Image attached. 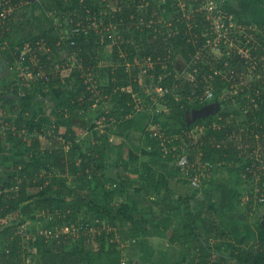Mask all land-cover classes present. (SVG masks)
<instances>
[{
    "label": "rangeland",
    "instance_id": "1",
    "mask_svg": "<svg viewBox=\"0 0 264 264\" xmlns=\"http://www.w3.org/2000/svg\"><path fill=\"white\" fill-rule=\"evenodd\" d=\"M36 1L39 0H25L22 2V8L33 15ZM205 1L206 3H203L201 8L207 10L209 17L214 19L212 28L207 34L208 41L205 45L207 52L202 56V50H199L194 56L196 60L203 57L206 60L204 64L215 66L217 60H221L232 48L239 46L231 34L234 35V38L238 37L240 44H250L248 47H240V51L246 56H249V48L252 47L253 42L260 38H262L260 40H264V34L260 37L263 30L258 27L259 24H264V0ZM157 2L162 3L160 0ZM187 2L188 0L180 1V6L184 10L188 7ZM195 2L196 0H194ZM146 6L147 4L140 7L141 13L144 12ZM239 7L240 11L244 13L243 15L246 18H251L254 22L251 27H241L237 23ZM24 10L16 13L15 24L17 25L11 30V36L5 40L0 34L1 211L2 199L3 202H6L9 192L13 190L12 187H6L5 182L13 173L22 171L25 163L30 161L31 155L36 154L37 150L33 146L36 137L41 138L44 149L47 146L45 134L30 129L29 123L34 119L41 122V125H45L43 130L48 131L49 134H58V132L61 135L65 134L66 147L77 143L81 152L85 153L91 150L95 143H99L105 148L98 161V163H102L104 171L110 175L112 173L114 176L120 175L123 178H127L129 174L130 179H128L133 183L125 189L120 186L119 189H122L120 193L116 191L117 184L106 177L92 183L91 181L94 180L92 173L88 176L89 180L85 182L83 173L78 179L69 175L66 180L67 187L81 189L84 193L92 191L101 203H110L112 211L106 214L103 219L108 228H110L112 216L118 215L117 209L122 202L128 203L135 218L141 219L143 224L137 236L131 235L136 229L133 228L132 223L124 219L123 215H121L122 217L119 215L115 224L119 230L113 228L119 231L118 233L123 236V242L126 241L128 244L125 246V251L129 264H190V260L195 255L194 247L191 246V242H185L183 231L180 230L189 213L184 205L176 212L173 208L162 211L163 192L160 193L151 185L160 183V181L164 189H168L178 196L187 198L191 196L190 205L193 210L203 212L201 219L197 221L198 226L203 227V221L217 223L221 235L206 234L207 245L214 253L224 254L233 264H242L243 260L238 256L241 252L257 251L264 245V179L261 188L259 185L261 172L245 170L242 172L243 181L237 183L238 175L232 174L229 170L228 160H220L219 155L212 152L209 161L212 163L218 161L217 165L220 168L217 172L214 168L211 177L201 178V186L196 190L189 186L191 182L187 177L186 170H183L179 163L180 157L186 155L198 162L204 160L202 156H206V151L202 152L197 147H193L191 143L195 144L196 138L193 137V142H190L189 138L194 134L206 135L208 128L211 127L219 129V126L208 122L209 120L224 116L228 121H232L236 116L238 121L243 122L244 109L251 108V104L257 108L261 106L259 98H263V95H260L259 90H256L257 95L255 96L250 85L264 78V70L263 72L259 70L257 74L255 68L251 66L247 72L236 77L239 78L237 83L232 85L228 83L222 88L220 94L213 93L210 99L202 100V96L184 97L186 88L177 85L174 79L167 80L166 72H163L162 77L158 78L160 84L155 85L156 80H148L147 76L148 66H153L154 63L139 58L134 63H127L126 69L128 72L137 71V77L133 80L139 81L136 91L134 85L128 83L113 88L112 93L107 94L105 87L111 82L108 66L117 68L119 65L113 59L112 45H105L104 51L101 52L105 55V59L100 60L97 70L82 71L84 67L80 54L77 52L71 54L60 50L51 52L48 58L49 67L45 70L42 68L44 72H37L35 67L38 60L32 59L34 56L30 49L37 38L35 35L27 37L29 27H18ZM109 10V7H104L105 13ZM139 20L142 25V16H139ZM46 22H37L36 27L41 24L42 29L49 28ZM54 24L61 34L70 36L67 28L69 24L66 25L67 20L64 21L61 15L55 18ZM101 26L100 23H96V30L100 31ZM112 31L115 36L116 29L113 28ZM4 41L6 43L2 45ZM26 41L29 42L26 43ZM11 43L19 46L18 48H21L24 53L26 52V59L23 62L11 64L12 62L7 58L6 50L2 48H8ZM191 63L181 53H177L173 63L170 64L173 66L170 71L175 72L176 79L185 78V80L193 82L194 74H188ZM170 65L165 64L164 69L169 70ZM46 71L48 74H44ZM49 74L52 75V78ZM81 78L91 84L95 96L93 100L83 99L84 94L72 97L73 94L70 92L68 95V90H74L75 94L76 90L81 88ZM151 78H155L154 75H151ZM118 79L117 76L113 78V80ZM162 79L165 81L164 86L161 82ZM124 80L126 81V79ZM159 87H162V90H159ZM245 87L248 88L246 94L239 97L238 93ZM121 92L124 93L123 101L116 97ZM132 92L134 93L135 106L130 109L128 107L131 102L128 98L129 93ZM234 95L238 97H234ZM167 97L172 98L171 105L174 100L181 101L182 109L186 114L185 121L192 127L173 131V126L168 119L172 107L169 103L166 104L165 98ZM64 98H66L67 104L59 106L60 100ZM168 105L170 107H167ZM9 117L13 118V123L7 120ZM131 117L134 118V123L129 127L128 122ZM16 120L22 122L25 128L17 129L14 124ZM188 129L191 130L188 131ZM146 135L152 142L151 144L145 140ZM199 140L203 144L204 140ZM240 147L248 148L249 145L242 141ZM77 160L81 165L82 158L79 157ZM261 160L264 162V159ZM210 168L208 166L206 169ZM261 169H264V163L261 164ZM54 175L57 178H65L58 176L55 171H48L45 167L42 168L39 177L48 182ZM239 177L241 178V174ZM149 188L150 190L147 192L146 190ZM110 190H114L112 194H109ZM74 208L73 210L77 209V207ZM60 209L62 210L55 206L45 210L36 208L31 217L24 222L26 224L24 226L20 224L23 229L27 228L29 232H24V235L21 236L23 243L26 244V240H30V238L36 239L35 231L32 230L34 224L41 230L40 233L47 229H55L54 234H58L59 230L53 226L54 222L49 223V220L55 213L67 215L70 212L66 207L63 211ZM65 210H67L66 213ZM18 212V208H13L8 216L11 221H16V224L22 221ZM10 225L12 223H7L5 226L9 227ZM164 226H166L167 234H161L159 231V229H164ZM3 228L0 217V230ZM172 230L177 231L180 235H178L177 242H173L171 236L168 235ZM13 238H8L6 243L4 241V250L5 245H10ZM77 242L79 241H75V243ZM75 243L72 244L76 245ZM0 245V254H2V238H0ZM188 248L192 254L186 253ZM38 254H29L24 261L25 264H39ZM0 264H2V260Z\"/></svg>",
    "mask_w": 264,
    "mask_h": 264
},
{
    "label": "trees",
    "instance_id": "2",
    "mask_svg": "<svg viewBox=\"0 0 264 264\" xmlns=\"http://www.w3.org/2000/svg\"><path fill=\"white\" fill-rule=\"evenodd\" d=\"M161 1L162 3L159 4L157 0H39L35 3L36 7H34L33 15L22 7H19V10L16 11L22 12L24 10L18 27H29L27 37L35 35V38H37L33 43L38 58V64L35 67L37 72H44L42 68L45 70L49 67L50 61L48 58L51 52H59L60 50L71 54L75 52L80 54L82 56L81 63L84 67L82 71L97 70L100 60L105 59V55L101 53L104 51L105 45H112L113 59L119 65L117 68L108 66L111 82L105 87L107 94H111L113 88L128 83L133 84L134 90L136 89L139 81L133 80L137 77V71L128 72L126 69L127 63H134L139 58L154 63L153 66H148L147 76L148 80H156L155 85L160 84L158 78L162 77L163 72H166L167 80L172 81L174 79L177 85L186 88L184 97L196 98L202 96V100L210 99L213 93L220 94L222 88L228 83L230 85L237 83L236 81L239 78L236 77L247 72L251 66L255 68V73L258 74L259 70L263 72L264 40H260L262 38L252 43V47L249 48L250 54L246 56L240 51V47H248L250 44H240L238 37L234 38V35L231 34L233 40L239 46H235L229 52L227 51L228 54L221 60H217L215 66L204 64L206 60L203 57L196 60L194 56L199 50H202V56L207 52L205 48L208 41L207 34L212 28L214 19L209 17L207 10L201 8L206 1L196 0L194 3V0H188L186 10L180 6L181 0ZM146 4L144 12L141 13L140 7ZM104 7H109V12L105 13ZM113 7L116 9L114 10ZM58 15H61L64 21L67 20L66 25L69 24L67 28L70 36L66 35V37L57 30L54 20ZM139 16H142V25H140ZM41 21H47L49 28L42 29L41 24L36 27L37 22ZM96 23L102 25L100 31L96 30ZM237 23L246 28L254 24L251 19L246 18L241 12H238ZM7 24V22L4 25L0 24V34H2V39L5 40L11 36V30L17 25L14 23L15 25L9 31L5 28ZM258 27L263 30L264 24H259ZM113 28L117 31L115 36L112 34ZM263 34L264 31L260 34V37ZM28 42L26 41V43ZM5 43L6 41L2 42V45ZM18 47L11 43L8 48H2L6 50L7 58L12 62L11 64L18 62L20 59L22 49ZM177 53H181L189 62H192L188 74H194L195 79L193 82L187 81L185 78L176 79L175 72L170 71L173 67L170 64L173 63ZM165 64L170 65L169 70L164 69ZM130 73L132 74L130 75ZM44 74H48L47 71ZM49 75L52 78V75ZM151 75H154L155 78H151ZM115 76L119 79L113 80ZM161 82L164 86L165 81L162 79ZM250 86H252L255 96L257 95L256 90H259L258 93L263 95V98H259L261 106L257 108L251 104V108L244 109L243 122L238 121L235 118L236 116L233 117L232 121H228L224 116L212 118L208 122L219 126V129L211 127L208 128L206 135H199L204 142L203 144L202 142L198 143V145L202 144L198 147L206 151V156H202L204 160L205 158L209 159L212 152H216L221 158L220 160H228L227 162L230 163L229 170L232 174L236 173L238 175L237 183L243 181L242 172L245 170L251 169L252 172H261L259 184L261 185L264 179V169L259 168V165L262 164L259 158L264 159V78L257 80ZM207 89L212 90L210 97L207 96ZM242 90L238 93L239 95H235L239 97L245 95L248 88L245 87L243 92ZM73 91L68 90V95L71 92L72 97L84 94L83 99L93 100L95 98L91 84L83 78H81V88H78L75 94ZM121 93L119 96L116 93L115 95L123 101L124 93L122 95ZM201 93L204 94L200 95ZM235 95L234 97H238ZM133 96V92L129 93L128 99L131 104L128 108L130 109L135 106ZM165 99L166 104L172 102L171 97ZM66 104V98L59 102V106H65ZM171 107L168 119L173 126V131L192 127L191 124L189 125L185 121L186 114L185 110L182 109L181 101L174 100ZM7 120L13 123L12 117ZM133 123L134 118L131 117L128 122L129 127L133 126ZM14 124L17 129L25 128L22 122L17 120L14 121ZM29 126L32 131L37 130L41 134H45L47 146L44 149L42 147L43 141L41 138L36 137L33 142V146L37 150L36 154L31 155L30 161L25 163L22 171L13 173L5 182L6 187H12L13 190L9 192L6 202H3L2 199L0 217L2 228L7 223H12V225L0 230L3 248L2 254H0V263L2 260V264H25L24 261L29 254L39 253L41 264H122V258L126 252L125 246H128V244L126 241L123 242V236L118 233L119 231L113 229L116 228L117 218L119 215H123L126 221L132 223L133 228L136 229L131 234L133 236H137L141 230L143 224L141 219L135 218V215L129 209V204L122 202L117 209L118 215L112 216V222L110 221L112 226L109 225L110 228H108L103 219L106 214L112 211L110 203H101L92 191L84 193L81 189L67 187L66 180L69 175H73L74 178L78 179L83 173L85 182L89 180L88 176L92 173L94 179L91 181L92 183L106 177L117 184L116 191L120 193L122 190L119 189L120 186L125 189L133 183L129 180V174L127 178H123L120 175L114 176L113 173L110 175L104 171L102 163H98V161L105 148L99 143H95L93 148L85 153L81 152V148L79 145L77 146V143H73L67 149L66 140L64 139L65 134L61 135L59 132L58 134H49L48 131L43 130L45 125H41V122L34 119L31 120ZM148 138L146 135L145 140L151 144L152 142ZM242 141H244V144L246 142L249 147H240ZM79 157L83 160L81 164L83 166L78 164L77 159ZM217 162H214L215 172L220 168ZM44 167L48 171H55L58 176H64L65 178H57L54 175L48 182L41 179L39 176ZM213 172L214 169L209 171L210 174H213ZM240 174L241 178L239 177ZM151 185L158 189L160 193L163 192L162 211L173 208L176 212L184 205L189 213L180 230L183 231L182 235L185 237V242H191V246L195 249V255L190 260V264H233L224 254L214 253L209 249L206 234L220 236V227L214 221H203V227L198 226L197 221L201 219L203 212L193 210L190 205L191 196L189 198L178 196L172 191L164 189L161 181ZM80 186H83V184H80ZM149 190L150 188L146 191L149 192ZM113 191L110 190L109 194H112ZM3 205L7 207L5 208ZM51 206L60 207L62 208L61 211L66 207L70 212L67 215L63 214L65 216L55 213L49 223L54 222L55 225L53 226L69 224L73 225L74 228L72 227L69 232L52 234L48 237L40 233L41 230L34 224L32 230L35 231L36 239H25L26 244H24L21 236L24 235V232L29 233L27 228H22L26 224L24 222L31 217L36 208L45 210ZM74 207H77V209L73 210ZM13 208L19 210L18 214L22 217L20 223L16 224V221H11L8 217ZM66 211L64 212L66 213ZM95 225H100L101 230L98 232L88 231L87 227ZM17 231L18 233H16ZM159 231L161 234H167L166 226H164V229H159ZM176 232L172 230L168 233L173 242H177L179 239V234ZM10 237H14L11 239L13 241L10 245H5L4 250V241L6 243ZM75 241L79 242L75 243ZM186 253L192 254V251L188 248ZM238 256L242 258V264H264V245L257 251H244Z\"/></svg>",
    "mask_w": 264,
    "mask_h": 264
},
{
    "label": "built area",
    "instance_id": "3",
    "mask_svg": "<svg viewBox=\"0 0 264 264\" xmlns=\"http://www.w3.org/2000/svg\"><path fill=\"white\" fill-rule=\"evenodd\" d=\"M22 2H23V0H20V1L19 0H0V7L2 8V11L0 12V18H2V22H3V20L7 19L9 16L14 17L16 15L17 11L19 10L18 8L21 7ZM10 20H11V18H10ZM263 31H264V29H263ZM263 31H262V33H263ZM30 49L32 50L31 53L34 56L32 59L38 60L37 55H36V51L34 50V47L32 46V48H30ZM25 53L22 51V54L20 56V59L18 60V63H21V62H23V60L26 59ZM159 90H162V88H159ZM206 93H207V96L210 97L212 95V90L207 89ZM193 137L196 138V139L194 138L196 140V142L200 143V140H199L200 136H198V134H194ZM69 148L70 147H67V149H69ZM200 151L203 152V148ZM259 159L261 160V158H259ZM205 160L198 162L195 159L189 157L188 155L182 156L179 159L180 166L183 168V170L184 169L186 170L187 177L189 178L191 184L194 187H200L201 186V178H203V177L206 178V176L209 177L211 175L209 173V171L213 170L214 167H216V166H214V162L212 163L209 161L210 159H208L207 161H205ZM262 163H264V162L262 161ZM208 166L211 167L209 170L206 169ZM259 168H261V165H259ZM72 227H73V225L61 224L60 226L57 225L55 228H56V230H59V233H61V232H69L72 229ZM87 229H89L88 231L98 232L101 230V226L100 225L90 226V227H87ZM54 232H55V229H47V230L43 231V234H45L46 236L49 237L52 234H54ZM29 238H30V236H29ZM122 264H129V260H128V256H127L126 252L122 258Z\"/></svg>",
    "mask_w": 264,
    "mask_h": 264
},
{
    "label": "bare ground",
    "instance_id": "4",
    "mask_svg": "<svg viewBox=\"0 0 264 264\" xmlns=\"http://www.w3.org/2000/svg\"><path fill=\"white\" fill-rule=\"evenodd\" d=\"M1 11H2V8L0 7V12ZM10 18H11V20H10ZM15 18H16L15 16L14 17L13 16H9L7 19L3 20V22H2V18H0V24L2 23V25H4L7 22L8 24L6 25L5 28H7V30L10 31L12 29V26L15 23ZM256 137L258 138V135Z\"/></svg>",
    "mask_w": 264,
    "mask_h": 264
},
{
    "label": "crops",
    "instance_id": "5",
    "mask_svg": "<svg viewBox=\"0 0 264 264\" xmlns=\"http://www.w3.org/2000/svg\"><path fill=\"white\" fill-rule=\"evenodd\" d=\"M21 7H22V4H21ZM238 12H239V13L241 12V11H240V7H239V11H238ZM241 13L244 14L243 12H241ZM17 14H18V12H17ZM15 17H16V15H15ZM249 19H251V18H249ZM15 20H16V19H15ZM14 25H15V24H14ZM191 129H192V128H191ZM191 129H188V131L191 130ZM189 141H190V142H193V136L189 138ZM188 143H189V142H188ZM197 143H198V142H196L195 144H194V143H193V144L191 143V145H193V147H197L198 150L200 151L201 148L198 147V144H197ZM211 175H212V174H211ZM211 175H210L209 177H211ZM210 179H211V178H210ZM160 236H163V235H160ZM158 243H160V242L158 241Z\"/></svg>",
    "mask_w": 264,
    "mask_h": 264
},
{
    "label": "clouds",
    "instance_id": "6",
    "mask_svg": "<svg viewBox=\"0 0 264 264\" xmlns=\"http://www.w3.org/2000/svg\"><path fill=\"white\" fill-rule=\"evenodd\" d=\"M189 186L192 187V188H196V190H197L198 188H200V187H194L192 184H190Z\"/></svg>",
    "mask_w": 264,
    "mask_h": 264
},
{
    "label": "water",
    "instance_id": "7",
    "mask_svg": "<svg viewBox=\"0 0 264 264\" xmlns=\"http://www.w3.org/2000/svg\"><path fill=\"white\" fill-rule=\"evenodd\" d=\"M6 227V226H5Z\"/></svg>",
    "mask_w": 264,
    "mask_h": 264
}]
</instances>
